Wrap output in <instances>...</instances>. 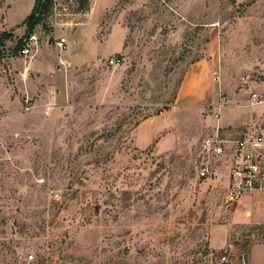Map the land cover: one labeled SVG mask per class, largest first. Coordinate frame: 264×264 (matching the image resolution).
<instances>
[{"label": "rangeland", "instance_id": "obj_1", "mask_svg": "<svg viewBox=\"0 0 264 264\" xmlns=\"http://www.w3.org/2000/svg\"><path fill=\"white\" fill-rule=\"evenodd\" d=\"M74 1L25 57L35 0H0V264H251L264 223L249 199L232 221L228 176L213 190L198 172L208 131L260 113L264 0Z\"/></svg>", "mask_w": 264, "mask_h": 264}, {"label": "built area", "instance_id": "obj_2", "mask_svg": "<svg viewBox=\"0 0 264 264\" xmlns=\"http://www.w3.org/2000/svg\"><path fill=\"white\" fill-rule=\"evenodd\" d=\"M60 51L67 50V39L60 37L56 42ZM38 46V38L28 35L20 54L29 57L33 48ZM118 65L120 59L110 60ZM249 107L258 108L259 114L243 123L239 138L230 139L221 127L208 131L201 141V162L199 178L215 183L221 178V165L228 169L225 208L234 209L238 202L249 194L264 196V84L249 94ZM224 256L223 260H227ZM240 264H248L245 254L241 255Z\"/></svg>", "mask_w": 264, "mask_h": 264}, {"label": "crops", "instance_id": "obj_3", "mask_svg": "<svg viewBox=\"0 0 264 264\" xmlns=\"http://www.w3.org/2000/svg\"><path fill=\"white\" fill-rule=\"evenodd\" d=\"M257 86H259V85H257ZM187 87H192L194 89V63H192L190 65V67H189L188 71L186 72V74L184 76V79H183V81L181 83V90L182 91L185 88H187ZM255 88L256 89H259V88H261V85L259 87H255ZM176 103H177V99H176ZM252 114H255L256 115L257 113L256 112H253ZM248 119L249 118H247V120ZM243 123H240L241 125L239 127V131L238 132L236 131V134L233 133V130L230 132V131L224 129L223 127H221V128H222V130L224 132L227 133L226 136L228 138H230V139H237L241 135V132H242V129L241 128H242ZM144 128H145V126H144ZM148 128L150 129V127H148ZM214 129H212V130H214ZM142 130H144V129L142 127V124H140V126L136 130L135 135H138L137 136V140H136V142L137 141L139 142L138 143L139 145L137 144L138 148L141 149V150H144V149H146L149 146V144L152 143V139H154V137L156 135V131L154 132L153 135H148L150 139H149V142L146 145V141L145 140H144V143L141 144V142H142L141 140L144 139V136H146V135H142V133H141ZM166 146H167V144L166 143H163V141H162V143L160 142V145H158V149L160 150V149L166 148ZM224 175L228 176V174H226V172H224V170L221 169V177L224 176ZM217 182H215V183L212 184L209 181H202L201 185L202 184H207L208 187L210 185V187L212 186V189L214 190V188L216 189V186H217L216 183ZM227 186H228V177H227V185L225 186V189H226ZM247 196L248 195H246L245 197H243L238 202V204L235 206V208H234L235 211L232 214V217H233L232 221H234V217L236 216V210L238 208H241V206H243V205H245L246 203L249 202V204L253 206V211H251V212L250 211H247V213L245 215V218H246L247 223H250L251 222L252 224H258V225L263 224L264 223V196H262L260 194H256V193L255 194H249V197H247ZM247 199H249L248 202H246ZM256 251H257V253H260L261 251H264V244H257V245H255V246L252 247V250H251V253H252L251 254V264H264V258L259 263H257L256 261H254V256H257V254L255 255V252Z\"/></svg>", "mask_w": 264, "mask_h": 264}, {"label": "trees", "instance_id": "obj_4", "mask_svg": "<svg viewBox=\"0 0 264 264\" xmlns=\"http://www.w3.org/2000/svg\"><path fill=\"white\" fill-rule=\"evenodd\" d=\"M57 0H35L33 9L28 17L23 21L26 26V36L34 32L38 26L46 27L50 17L54 13ZM75 6H78L73 13H87L90 10V0H75ZM51 32V29H50ZM25 36V37H26ZM10 35L6 32L0 37V48L5 44V40L9 39ZM23 45V41L18 43V49Z\"/></svg>", "mask_w": 264, "mask_h": 264}]
</instances>
